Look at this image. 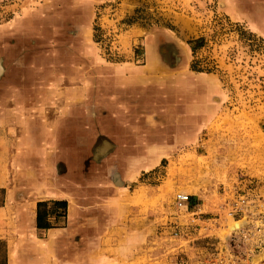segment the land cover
Returning a JSON list of instances; mask_svg holds the SVG:
<instances>
[{
    "label": "crops",
    "instance_id": "obj_1",
    "mask_svg": "<svg viewBox=\"0 0 264 264\" xmlns=\"http://www.w3.org/2000/svg\"><path fill=\"white\" fill-rule=\"evenodd\" d=\"M37 1L46 5L34 9ZM49 1L72 6L52 10ZM6 2L9 12L0 11V264H174L163 243L171 227L149 215L167 211L166 197L175 206L186 191L188 214L172 209L170 221L189 240H227L220 236L225 203L238 178L264 183V174L215 176L211 187L225 189L215 205L191 174L182 181L165 171L162 185H145L183 147L199 146V136L222 114L209 116L219 112L212 109L220 107L214 102L223 86L191 71L189 44L149 38L143 63L136 52L112 60L95 41L92 11L84 9L102 0H0ZM230 15L251 19L240 11ZM66 17L61 30L59 18ZM250 28L264 35L258 22ZM170 45L175 55L167 64L161 50ZM153 242L163 249L151 251ZM187 246L177 253L192 255Z\"/></svg>",
    "mask_w": 264,
    "mask_h": 264
},
{
    "label": "rangeland",
    "instance_id": "obj_2",
    "mask_svg": "<svg viewBox=\"0 0 264 264\" xmlns=\"http://www.w3.org/2000/svg\"><path fill=\"white\" fill-rule=\"evenodd\" d=\"M50 2L47 4L52 10L72 6L64 1ZM6 3L0 4V11L8 13L9 2ZM36 3L32 7L38 10L46 5ZM236 3L232 0H102L98 5L89 3L84 8L92 11L95 41L107 58L124 60L136 52L140 56L136 59L141 64L147 39L151 38L154 43L159 39L161 45L172 40L180 41L191 47L190 56L186 57L190 59L192 68L198 74L214 76L216 85L223 86L224 94L219 92L216 95L219 99L214 102L221 108L212 109L214 113L219 112L209 116L222 114L214 119L212 129L199 136V146L183 147L179 156L174 158L176 161L163 162V166L155 171L156 175L150 176V182H145V185H162L167 171L172 176L181 175L182 181L191 174L204 184L205 194L208 195L206 202L215 205L221 202L218 193L225 192L224 185L211 187L215 176L264 174V35L250 28L256 21L263 31L264 0H238ZM232 11L243 12L251 19L239 21L230 15ZM5 16L9 22L10 16ZM68 23L67 17L59 18L58 27L65 30ZM188 182H183V185ZM213 189L218 191L213 192ZM185 190L188 187L182 188V191ZM187 192L184 194L189 195ZM2 199L3 192L0 191V204ZM164 202L167 211L151 210L149 219L159 223L167 221L172 229L175 220L170 221V218H176V215L170 210L180 209L176 204L167 205V197ZM226 221L220 236L229 237L237 227L231 218ZM171 229L163 243L168 260L174 264H202L219 242L203 236L189 240L183 226L182 233L175 237ZM188 244L193 247L192 255L177 253L181 246ZM161 245L157 242L149 244L151 251L156 253L163 249Z\"/></svg>",
    "mask_w": 264,
    "mask_h": 264
},
{
    "label": "built area",
    "instance_id": "obj_3",
    "mask_svg": "<svg viewBox=\"0 0 264 264\" xmlns=\"http://www.w3.org/2000/svg\"><path fill=\"white\" fill-rule=\"evenodd\" d=\"M264 183L241 176L226 201V215L239 228L218 242L214 250L207 254L202 264H264V198L260 196ZM190 196L180 193L176 206L188 212ZM230 228V227H229ZM178 237L182 229L176 224L171 229Z\"/></svg>",
    "mask_w": 264,
    "mask_h": 264
},
{
    "label": "flooded vegetation",
    "instance_id": "obj_4",
    "mask_svg": "<svg viewBox=\"0 0 264 264\" xmlns=\"http://www.w3.org/2000/svg\"><path fill=\"white\" fill-rule=\"evenodd\" d=\"M165 48V47H164ZM162 48L161 50V53H162V57H163V60L165 59V61L168 63H170L171 59L174 58V55H175V52H174V47L172 45L166 47L165 49ZM171 63H175V62H171ZM191 71L192 72H196L193 68H192V65H191Z\"/></svg>",
    "mask_w": 264,
    "mask_h": 264
},
{
    "label": "bare ground",
    "instance_id": "obj_5",
    "mask_svg": "<svg viewBox=\"0 0 264 264\" xmlns=\"http://www.w3.org/2000/svg\"><path fill=\"white\" fill-rule=\"evenodd\" d=\"M239 224H240V223H237V224L235 225V227L239 228V227H240ZM263 254H264V253H263Z\"/></svg>",
    "mask_w": 264,
    "mask_h": 264
}]
</instances>
